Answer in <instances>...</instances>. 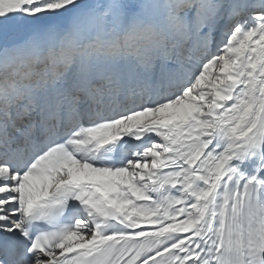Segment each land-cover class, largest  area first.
Segmentation results:
<instances>
[{
    "label": "snow or ice",
    "instance_id": "1",
    "mask_svg": "<svg viewBox=\"0 0 264 264\" xmlns=\"http://www.w3.org/2000/svg\"><path fill=\"white\" fill-rule=\"evenodd\" d=\"M0 264H264V0H0Z\"/></svg>",
    "mask_w": 264,
    "mask_h": 264
}]
</instances>
